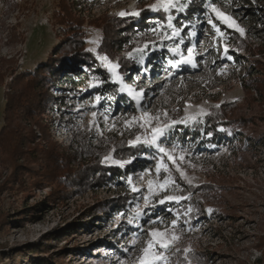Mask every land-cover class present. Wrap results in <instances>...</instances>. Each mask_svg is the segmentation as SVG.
<instances>
[{"label": "rangeland", "instance_id": "obj_1", "mask_svg": "<svg viewBox=\"0 0 264 264\" xmlns=\"http://www.w3.org/2000/svg\"><path fill=\"white\" fill-rule=\"evenodd\" d=\"M185 1L0 0V264H142L154 230L172 241L168 264H264V0L206 1L180 28L154 21L112 57L97 52L116 17L183 14ZM62 6L108 76L82 66L81 85L61 83ZM122 60L134 65L126 75ZM213 115L224 136L205 141L195 127ZM155 128L164 134L152 143ZM124 145L142 152L121 159ZM97 158L126 175L74 180ZM126 196L127 209H112Z\"/></svg>", "mask_w": 264, "mask_h": 264}, {"label": "trees", "instance_id": "obj_2", "mask_svg": "<svg viewBox=\"0 0 264 264\" xmlns=\"http://www.w3.org/2000/svg\"><path fill=\"white\" fill-rule=\"evenodd\" d=\"M83 1V0H82ZM206 1L212 2L211 0H186L184 2V7L185 10L183 14L180 13V11H175L172 10L169 14L164 13L163 11H159L158 13H153V14H147L143 15V11L139 15H135L133 17L125 16V17H116V22H119V27L117 29V32H115V35H111L109 39L104 38L99 46L97 47V52L104 53L106 55H109L110 57L113 56V50H123L124 46L129 45V43L132 41L133 37L135 36L136 33L139 31H144L147 30L151 27V25L154 23V21H158L161 25L165 26V22L168 19V17H171L174 23L177 25L178 28L179 24L181 23L180 19H183V17L187 16H192L195 14V18L197 17L196 15L201 14L206 11L207 9V4ZM62 6V15L59 14L58 16V21H62L61 23L66 26L63 30L66 32V37H67V44L64 47H59L57 53H56V64H59L61 66V69L59 70L60 73L64 72L66 74V79L62 78V82L66 81L68 84L75 86L81 85L84 80L82 79L83 72L77 70L80 67H84L86 69L87 73L92 74L94 77H99V76H108L106 75L105 70L100 66V62L97 61L95 58L94 54L88 50L84 51L85 49V41H84V34H82L79 30V21L74 17V19L69 15H67L66 10ZM140 15L142 17H140ZM155 41V40H154ZM59 46V45H58ZM237 59V58H236ZM239 61V60H238ZM129 66V61H124L122 60L121 63V74L126 75V72H123L124 69H128ZM130 69L134 68L133 63L129 66ZM123 68V69H122ZM255 73H253L254 71ZM250 74H258L259 71H262L259 68L256 67H251L249 70ZM42 72H39V75L41 76ZM137 72H135V77H137ZM264 74V72H261V74ZM54 73L50 72L48 74V79L49 76L52 77ZM61 76V75H60ZM63 76V74H62ZM32 77V78H31ZM37 79V74H32L27 78L26 81L30 82L32 80ZM45 80V79H44ZM47 80V79H46ZM40 81V80H39ZM130 80V82H132ZM45 84L47 85L48 88H50L51 81L47 82L45 81ZM42 89H45V85L42 83ZM63 88V87H62ZM41 89V90H42ZM75 89V88H74ZM115 90H113L111 93L115 94ZM85 92L80 91V95H78V99H81V97L86 96ZM31 102V101H30ZM68 103H65L67 105ZM13 105V104H12ZM26 103H22L21 109L22 112L26 109ZM7 110V107L5 106L4 111ZM41 115V114H38ZM40 117L37 119L39 120ZM219 121L218 117L213 115V117H208L207 121L205 124H198L195 127V132L197 135L200 133L201 136L205 139V141H209L206 139L207 136H210L212 134L214 140H219L218 137L221 138V136H224V133L219 132V130L216 129L215 124ZM5 134L2 132L0 135ZM24 134H19V138L16 140L15 145H21L23 140H24ZM211 140V139H210ZM121 155L119 157L121 159L127 160L132 156V155H139L142 152V149L139 148L137 149L136 146H129V145H124L121 147ZM71 153L75 154L77 153V149L75 147H71L70 149ZM91 149L89 153H91ZM95 152V151H94ZM93 153V152H92ZM70 155V154H69ZM65 159V158H64ZM127 168V167H126ZM129 169V167L127 168ZM125 168L122 169L119 166L115 165H106L102 162H99V159L97 158L92 166L88 165L86 169L84 170L83 176L81 174H78L76 177L73 179L76 181L81 182V178L84 179L83 182L86 184H92L93 182L98 181V185H104L108 181L111 183H118L120 178L124 177ZM196 190V189H195ZM133 196H126L124 199L118 200L112 209H117L118 211L123 212L124 209H127L128 204H130L133 200ZM190 201L189 203H193ZM188 207V206H187ZM196 215L190 214V222H194L198 218V212L195 213ZM197 216V217H196ZM191 257V256H190ZM193 258V257H191Z\"/></svg>", "mask_w": 264, "mask_h": 264}, {"label": "snow or ice", "instance_id": "obj_3", "mask_svg": "<svg viewBox=\"0 0 264 264\" xmlns=\"http://www.w3.org/2000/svg\"><path fill=\"white\" fill-rule=\"evenodd\" d=\"M153 9H156V5L152 6ZM159 7L167 10L170 8H175L176 7V2L175 0H160V4ZM211 10L213 12L216 13V16L218 18H220L221 20L224 21V23H226L229 27H236L238 31L241 32V34H243V29L239 28L238 25L235 24V21L232 20L231 17L225 15L224 13H222L218 8H216V6L214 4L210 5ZM128 13L125 12H121L120 15H127ZM133 15H139V13H132ZM171 17H169V20L171 21ZM209 23H212V20L209 19L208 21ZM194 35V33H193ZM131 55V54H130ZM102 60H107V57H101ZM112 69H115L116 67H118V65H111L110 66ZM125 89H121V91H124ZM95 115V114H94ZM135 119V118H133ZM175 123V122H173ZM153 139H152V143L156 142V139L158 136H161L164 134V129L163 128H155L153 129ZM139 142V137L136 138L135 141H130V143H138ZM161 152L166 151L165 149L161 148L160 149ZM105 159L107 160L108 157H105ZM169 159H172L171 156H169ZM160 167H164V165H160ZM157 171H159V167L157 169ZM170 181L169 180H165L163 185H160L161 188L165 187ZM149 186L151 187V182H149ZM182 197H167V199H171V200H177V199H181ZM161 203H163V201H161ZM176 222L173 221V224H175ZM152 239L149 240L147 247L144 248V256L142 257V264H168V258L167 256L164 255V252L171 246L172 241H169L168 239H166V234L163 232H160L158 230H154L152 232ZM173 239H176V237H173Z\"/></svg>", "mask_w": 264, "mask_h": 264}]
</instances>
